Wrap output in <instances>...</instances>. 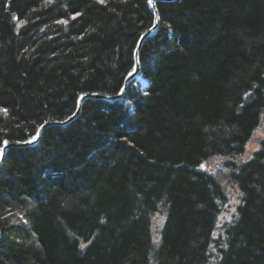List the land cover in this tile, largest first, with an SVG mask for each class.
I'll return each mask as SVG.
<instances>
[{"label": "trees", "instance_id": "obj_1", "mask_svg": "<svg viewBox=\"0 0 264 264\" xmlns=\"http://www.w3.org/2000/svg\"><path fill=\"white\" fill-rule=\"evenodd\" d=\"M148 1L0 0V150L83 94L118 93ZM155 8L119 100H85L5 152L0 264H264V139L232 162L264 108V0ZM215 160L240 193L216 234L226 196L202 170Z\"/></svg>", "mask_w": 264, "mask_h": 264}, {"label": "rangeland", "instance_id": "obj_2", "mask_svg": "<svg viewBox=\"0 0 264 264\" xmlns=\"http://www.w3.org/2000/svg\"><path fill=\"white\" fill-rule=\"evenodd\" d=\"M140 82L142 81L139 78ZM141 82V86H142ZM264 139V108L263 111L260 114L259 117V123L256 129L253 131L248 143L245 146L243 154L237 158L234 159L232 162L234 164H241L247 160H249L252 156V154L258 150L260 142ZM221 161L215 160L213 162H210L204 166H202V170L209 173L215 181L221 186L225 196L227 203L225 204L219 218L217 221V227L224 225L227 222H230L229 219L232 218V216L235 214L236 206L240 202V193L238 190L226 179L225 175L226 173L224 170H221ZM152 237L153 240L156 241L158 237V232L162 223V217L160 215L155 216L153 222H152ZM216 227V228H217ZM220 231L219 227L217 230H215V234Z\"/></svg>", "mask_w": 264, "mask_h": 264}, {"label": "water", "instance_id": "obj_3", "mask_svg": "<svg viewBox=\"0 0 264 264\" xmlns=\"http://www.w3.org/2000/svg\"><path fill=\"white\" fill-rule=\"evenodd\" d=\"M159 1H173V0H152L151 4L148 1V6L152 10L153 23H152L151 28L148 29L145 33H143L140 36V38L138 39L137 45H136L134 52H133V69L125 77V79L123 81V85L120 88V90L118 91V93L113 95V96H106V95H101V94H83V95H81L77 99L76 108H75L73 114L70 117H68L67 119H65L61 122L54 121V122H47V123L42 124L38 128L36 134L31 139H29L23 143H8V142L4 143L1 150H0V163H1L2 158L5 155V152L7 151L8 148H10V147H24V146L26 147V146L35 145L38 142L41 134L44 132V130L46 128H48L50 126H64V125L70 123L71 121H73L74 119H76L80 114V107L85 100L96 99V100H103V101L112 103V102H115L121 98V96L123 95L127 85L133 80V78L139 72L138 52H139L141 43L143 42V40L146 37L153 34V32L155 31V29L157 27L159 18H158L157 10L155 8V3L159 2Z\"/></svg>", "mask_w": 264, "mask_h": 264}, {"label": "snow or ice", "instance_id": "obj_4", "mask_svg": "<svg viewBox=\"0 0 264 264\" xmlns=\"http://www.w3.org/2000/svg\"><path fill=\"white\" fill-rule=\"evenodd\" d=\"M149 3L151 4L152 3V0H149Z\"/></svg>", "mask_w": 264, "mask_h": 264}]
</instances>
